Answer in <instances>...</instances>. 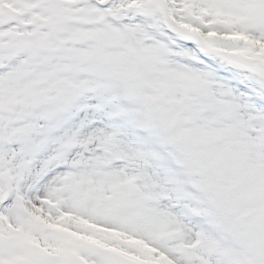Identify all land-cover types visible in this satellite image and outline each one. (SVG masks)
<instances>
[{
  "label": "snow or ice",
  "instance_id": "obj_1",
  "mask_svg": "<svg viewBox=\"0 0 264 264\" xmlns=\"http://www.w3.org/2000/svg\"><path fill=\"white\" fill-rule=\"evenodd\" d=\"M0 264H264V0H0Z\"/></svg>",
  "mask_w": 264,
  "mask_h": 264
}]
</instances>
